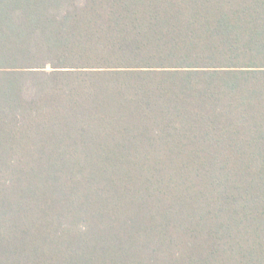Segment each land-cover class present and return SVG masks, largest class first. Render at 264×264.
Here are the masks:
<instances>
[{"label": "trees", "instance_id": "obj_1", "mask_svg": "<svg viewBox=\"0 0 264 264\" xmlns=\"http://www.w3.org/2000/svg\"><path fill=\"white\" fill-rule=\"evenodd\" d=\"M0 264H264V0H0Z\"/></svg>", "mask_w": 264, "mask_h": 264}]
</instances>
